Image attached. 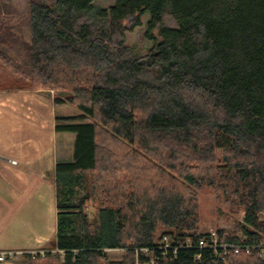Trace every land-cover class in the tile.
Here are the masks:
<instances>
[{
    "label": "trees",
    "instance_id": "trees-1",
    "mask_svg": "<svg viewBox=\"0 0 264 264\" xmlns=\"http://www.w3.org/2000/svg\"><path fill=\"white\" fill-rule=\"evenodd\" d=\"M10 1L0 83L16 86L0 92L64 93L54 105L77 110L56 118V132L74 134L72 160L55 166L58 252L26 264H264V0H28L16 24ZM146 12L142 64L127 33ZM204 186L242 207L241 237L216 231L239 253L198 248ZM163 237L175 254L157 249Z\"/></svg>",
    "mask_w": 264,
    "mask_h": 264
},
{
    "label": "crops",
    "instance_id": "crops-1",
    "mask_svg": "<svg viewBox=\"0 0 264 264\" xmlns=\"http://www.w3.org/2000/svg\"><path fill=\"white\" fill-rule=\"evenodd\" d=\"M53 99L46 91L0 92V253L11 255L0 264L58 252L55 166L72 160L74 134L56 132L66 104Z\"/></svg>",
    "mask_w": 264,
    "mask_h": 264
},
{
    "label": "rangeland",
    "instance_id": "rangeland-1",
    "mask_svg": "<svg viewBox=\"0 0 264 264\" xmlns=\"http://www.w3.org/2000/svg\"><path fill=\"white\" fill-rule=\"evenodd\" d=\"M28 0H11L10 5L12 9L15 11L14 21L12 24H16L17 18L23 19L26 15V4ZM96 5L108 9L109 7L114 5V0H98ZM150 20V13L146 12L140 16V25L137 27H133L131 31L127 33V46L131 47L135 52L138 53L139 62L142 64L149 63V52L152 43L146 40L144 37L145 32L147 31V25ZM163 24L167 27H175L174 20L168 15L165 14L162 17ZM131 20L128 23V27L130 26ZM156 31L153 32L155 34ZM16 86L11 82H1L0 87H11ZM46 91L49 95L64 97V93L53 92L49 90H41ZM77 110L66 104L63 110L60 112L61 115H65L68 117L72 114L77 113ZM68 137H72V134H68ZM70 153L72 154V149H70ZM216 158L218 160L221 159V152L217 151L215 153ZM77 192V195H82L85 190L79 189L78 187L74 188ZM86 191L90 195L91 198H97L99 194V184L96 179L90 180L87 183ZM198 234L205 235L209 232H216L219 230L223 231V237L227 236H237L241 237L240 233L235 230V225L237 222H241L243 218V210L239 204H231L224 202V199L216 200L214 189L212 187L204 186L202 190L198 193ZM90 214H96V207H93L92 204H89L88 210ZM158 235H161L163 230L158 229ZM187 235L189 234L186 232ZM56 253V252H55ZM106 258L109 261H120L122 258L123 252L121 250H106L104 251ZM20 262L22 264H26L25 259H21Z\"/></svg>",
    "mask_w": 264,
    "mask_h": 264
},
{
    "label": "built area",
    "instance_id": "built-area-1",
    "mask_svg": "<svg viewBox=\"0 0 264 264\" xmlns=\"http://www.w3.org/2000/svg\"><path fill=\"white\" fill-rule=\"evenodd\" d=\"M12 165H15L16 163L14 161L10 162ZM184 247L188 248L190 245L186 243L183 245ZM198 248L204 249L207 248L213 252L214 255H225L228 254L229 252L233 251L234 253H239L241 250V247L236 246V245H231V244H225L221 241H218L216 232H209L205 234L204 237L199 239L198 241ZM159 251L162 253H165L167 250H172V252L175 254L176 250L178 249L177 247H171L170 243L168 241L167 237H163L162 240L160 241V245L157 247ZM147 252V250H144ZM56 251L50 252V253H55ZM48 252L42 251V252H37V253H32L30 254L31 258H34L35 256H40L44 257ZM11 255L10 254H3L0 253V261L6 260L9 258ZM199 258V255L196 256V259ZM146 264H152V261H149V263Z\"/></svg>",
    "mask_w": 264,
    "mask_h": 264
},
{
    "label": "bare ground",
    "instance_id": "bare-ground-1",
    "mask_svg": "<svg viewBox=\"0 0 264 264\" xmlns=\"http://www.w3.org/2000/svg\"><path fill=\"white\" fill-rule=\"evenodd\" d=\"M138 250V249H137ZM142 251V250H141ZM142 252H144V251H142Z\"/></svg>",
    "mask_w": 264,
    "mask_h": 264
}]
</instances>
